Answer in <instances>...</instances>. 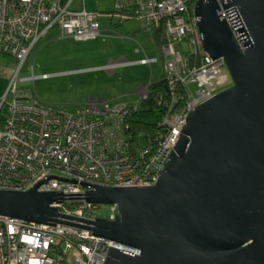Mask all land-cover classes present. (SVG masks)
Masks as SVG:
<instances>
[{"label":"water","instance_id":"1","mask_svg":"<svg viewBox=\"0 0 264 264\" xmlns=\"http://www.w3.org/2000/svg\"><path fill=\"white\" fill-rule=\"evenodd\" d=\"M226 8L232 22L226 18ZM203 47L224 59L233 84L189 110L152 185L82 180L87 200L115 204L96 234L112 246L105 264H264V0H197ZM0 189V214L61 221L63 192Z\"/></svg>","mask_w":264,"mask_h":264},{"label":"built area","instance_id":"2","mask_svg":"<svg viewBox=\"0 0 264 264\" xmlns=\"http://www.w3.org/2000/svg\"><path fill=\"white\" fill-rule=\"evenodd\" d=\"M74 2L0 0V55L19 60L12 83L50 30L59 28L62 36L79 39L101 34L100 12L75 9ZM135 3L136 14L145 22L162 24L176 41L188 37L204 52L201 66L187 68L176 41L165 46V67L171 81H197L200 90L192 93L184 112L168 116L170 132L158 150L142 146L134 152L129 150L125 133L128 105L103 99L64 110L26 94L10 101L0 99V189L26 191L39 185L40 191H59L66 196L64 201L53 203L62 214L59 222L37 223L0 214V264H105L112 246L142 253L140 248L93 233L96 203L87 200L89 187L81 181L112 186L155 184L179 140L189 110L213 96V81L222 78L218 72L225 62L206 53L196 10L191 13L187 0H118L117 6L133 8ZM222 10L232 22L227 9ZM154 60L147 56L140 62ZM132 63L129 59L115 60L104 68ZM30 67L34 69V64ZM31 78L36 79V75ZM148 86L142 90L143 97H148Z\"/></svg>","mask_w":264,"mask_h":264},{"label":"rangeland","instance_id":"3","mask_svg":"<svg viewBox=\"0 0 264 264\" xmlns=\"http://www.w3.org/2000/svg\"><path fill=\"white\" fill-rule=\"evenodd\" d=\"M81 1H75V9L86 7L89 11L100 10L103 15L117 5V0H86L87 4H82ZM98 1H100L99 5ZM187 3L191 11L188 0ZM128 8V6L124 7L125 10L122 8L124 13H128ZM132 16L135 17L124 20L126 26L124 31L116 29L112 22L110 23L111 28H108V30L103 29L102 26H105L104 23L107 20V17L103 16L101 18L103 21L101 28L104 31L102 35L92 38L79 39L74 36H62L59 28L50 30L33 50L18 77L16 76V82L11 84V96L19 95L21 91L23 94L34 95L49 106L64 110H73L89 104L94 105V102L97 100L101 102L103 99L111 101L115 105L126 106L129 102L136 105L140 104L143 95L142 91L138 90L142 86H148L152 79L163 74L165 69L163 53L166 55V52L165 46L160 47L156 41L151 39V32L145 30L144 20L136 13ZM116 19L120 20V18ZM193 45L190 41L183 40L180 47L189 50L190 46ZM138 47L147 49L148 55L158 56L159 60L152 65L149 63L146 66L139 64L140 62L135 60L138 56H141V54H137L139 52L137 51ZM193 49L198 50L196 46ZM182 54L184 56L183 61L186 62L185 64L189 68L188 59L183 52ZM122 56L135 63L120 66L114 74H111L108 70H92L81 74H71V76L68 74L52 76V74L64 70L80 71L85 68H97L100 64H104L102 61L107 63L113 58L119 59ZM17 61L19 63V60ZM33 63L34 69L30 67ZM44 73L48 76L39 77L45 75ZM218 74L222 78H216L213 81L211 88L213 96L233 84L227 65L224 64L219 67ZM32 75H36L38 78L35 80L26 79ZM191 85L193 91H190L189 103L192 100V93L195 95L200 90L199 82L192 81ZM91 100L94 101L91 102ZM204 101L197 104L199 105ZM95 211L97 217L114 218L118 213V206L115 204H101L96 206Z\"/></svg>","mask_w":264,"mask_h":264},{"label":"trees","instance_id":"4","mask_svg":"<svg viewBox=\"0 0 264 264\" xmlns=\"http://www.w3.org/2000/svg\"><path fill=\"white\" fill-rule=\"evenodd\" d=\"M188 1L191 13L195 14L196 0ZM137 6L135 3L133 8H128L127 12L135 14ZM144 25L145 30L151 32V39L156 41L160 47L176 41L166 33L162 24L151 25L145 22ZM185 40L189 41V38L187 37ZM182 42V40L176 41L179 48H181ZM190 47L189 50L181 48L188 59V66L191 68L201 66L205 59L204 52L201 49L194 50V46ZM164 65H166L165 59ZM191 89V84H186L183 80L174 84L166 67L160 77L152 79L148 86V97H142L141 103L138 105L132 102L128 103L130 113L126 119L125 133L130 142L129 150L134 152L142 146H152V148L158 150L161 141L170 132V123L167 121L168 116L184 112L188 108ZM100 205L96 204V206Z\"/></svg>","mask_w":264,"mask_h":264},{"label":"crops","instance_id":"5","mask_svg":"<svg viewBox=\"0 0 264 264\" xmlns=\"http://www.w3.org/2000/svg\"><path fill=\"white\" fill-rule=\"evenodd\" d=\"M81 3L82 4H87L86 0H82ZM97 3L99 5L100 4V1H98ZM116 4H118V0L116 1ZM74 5H75V2H74ZM115 8H113L112 10H108L109 13L108 12L107 13L104 12L105 15H103L102 12L100 10H98L100 12L101 18L104 16V17H107V20H108V21L105 20V22H106V23H104L105 26H102V22L103 21L101 19V26L103 27V29L108 30V28H111L110 23L112 22L115 25L114 27L116 29H119L120 31L121 30L124 31L126 29V26L124 24V20H129V19L135 17V16H132V15H135V14H130L129 15V13H124V10L122 8H119L117 5H116ZM80 9H83V7L80 8ZM107 14H111V15H107ZM116 18H120V20H118ZM103 29H102V32H101L100 35H102V33L104 31ZM137 51H139V52H137ZM137 51H136L137 54H141V56H138V58L135 59V60H138V62H140L142 58L147 57V56L150 55V54L148 55L147 49H144V48H141V47H138L137 48ZM109 57H108V60H109ZM149 57H151L153 59H156L152 63H149L150 65H152L155 61H158L159 60L158 56H155V55H150ZM163 58L165 59V62H166V55L164 53H163ZM125 59H128V58L125 57V56H122L119 59L113 58L112 60L108 61L107 63L104 62V61H102V63H104V64H100L97 68H85L84 70H80V71H77V70H74V71L64 70V71L58 72L57 74H52V76L53 75H60V76H62V75H66V74H68V75L71 76V74H74V75L75 74H81V73H84V72H91L92 70H95V71H97V70H103V71L108 70L111 74H114L119 67L117 69L104 68V67L107 66V65H109L110 63H112L115 60H121V61H123ZM139 64H143V66L148 65L147 63H142V62H140ZM24 65L22 66L21 70L24 68ZM18 67H19V63H18V61H17V59L15 57H13L11 55H8V54H1L0 55V99H3L4 97H7L8 101H10V100H12L17 95L16 94V95L11 96V94H12L11 84H12V79H13L16 71L18 70ZM68 72H70V73H68ZM39 77H43V76L41 75ZM36 78H38V76H36ZM26 79L35 80V79L31 78V77L26 78ZM143 88L144 87L142 86L141 89L138 90V91H142ZM20 92H19V94H23L22 92L21 93ZM26 95H28L30 99H36V100L42 102L40 99L36 98L34 95H31V94H26ZM93 101L91 100V102H93Z\"/></svg>","mask_w":264,"mask_h":264},{"label":"bare ground","instance_id":"6","mask_svg":"<svg viewBox=\"0 0 264 264\" xmlns=\"http://www.w3.org/2000/svg\"><path fill=\"white\" fill-rule=\"evenodd\" d=\"M14 218H16V217H14Z\"/></svg>","mask_w":264,"mask_h":264}]
</instances>
